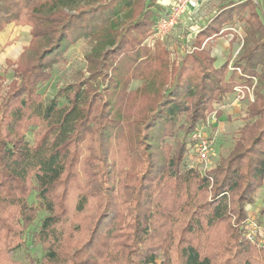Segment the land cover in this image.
<instances>
[{"label": "trees", "instance_id": "obj_1", "mask_svg": "<svg viewBox=\"0 0 264 264\" xmlns=\"http://www.w3.org/2000/svg\"><path fill=\"white\" fill-rule=\"evenodd\" d=\"M157 1L0 0V32L12 23L29 26L31 35L18 59L6 61L14 77L0 100V264H20L13 255L26 248L23 235L39 211L45 216L29 240L46 252L43 264H264V241L246 229V205L264 181V90L254 91L217 165L201 172L186 161L194 155L192 133L214 106L254 77L264 79V26L251 0L230 2L169 70L166 51L152 53L143 43L168 15ZM234 16L245 21L246 47L229 72L227 62L214 66L204 42ZM80 39L91 45L88 76L66 93L67 104L44 103L39 84ZM156 74L160 88L145 96L152 108L132 111L125 98L152 86ZM132 78L143 84L130 93ZM124 112L138 116L130 148L138 165L124 171L120 182L130 196L116 207L104 143L110 128L125 125ZM177 131L175 148L165 149ZM80 165L84 183L65 228ZM88 200L94 204L84 212Z\"/></svg>", "mask_w": 264, "mask_h": 264}, {"label": "rangeland", "instance_id": "obj_2", "mask_svg": "<svg viewBox=\"0 0 264 264\" xmlns=\"http://www.w3.org/2000/svg\"><path fill=\"white\" fill-rule=\"evenodd\" d=\"M181 1L184 2V7L181 8V11L177 15L168 33L152 42L147 41V39L150 38V34H148L143 42L152 53L155 51H166L169 70L174 65H177L185 51L190 49L192 38L199 29L210 22L223 6L230 2H239L242 0ZM251 1L255 6V11L258 14L260 22L264 26V6L262 0ZM157 2L165 9L160 12V14L164 15L163 12L170 13L171 9L178 3V0H158ZM240 16L244 18L247 16V12H241ZM241 18L234 16L231 23L225 26L226 28L223 26V29L217 36H212L204 42L206 47L210 49L211 55L215 58L214 66L218 67L224 62H227L229 72L233 69V64L240 58L246 47V24ZM9 25H7L8 28L5 30V42L0 47V100L7 89L8 83L14 77V66L8 65L6 61L10 60L11 62H15L22 51L27 48L31 39L29 26L15 25L12 23L10 26ZM223 30L225 31L222 32ZM256 37L257 40H261L260 35ZM263 37L264 35L262 38ZM90 50V42L86 39H80L68 48L61 61L50 68L49 78L39 84L37 91L44 103L54 100L58 105L67 104L68 99L66 93L72 90V86L75 83L88 76L86 55L90 53ZM235 69L239 71L238 68ZM257 69L259 70V67ZM158 79L159 76L156 74L152 86L147 87L144 92L140 91V93L131 94L130 97L125 98V101L131 104L129 108H132V111L143 107L141 110L148 112V110L152 108V100L150 97L147 98L145 96H150L153 90L157 91L160 88L162 79L160 77V82ZM95 84L97 85L98 83L95 81ZM142 84V79L132 78L128 84L127 92L133 93L134 91H139ZM98 86L101 88L102 84L99 83ZM256 89L261 91L264 90V79L254 77L251 85L242 87L241 92L234 89V91L226 97L223 104L214 106V110L207 115L206 123L196 128L202 131L208 139L212 140L213 151L205 161H199L189 152L186 157L187 162H190L192 165H197V169L201 172L210 169L220 162L236 140L237 130L240 125H242L243 113L248 104L253 101V93ZM125 110L124 107L123 111ZM122 115H126L121 121V123H125V125L122 126V128H110L109 139L105 140L104 143L111 165L113 199L116 202V207L121 205V202L128 199L130 196L129 190L123 187L120 182L124 176V171L138 165L137 155L130 153L136 130L131 120L134 119V115L135 117L137 115L136 112L133 115L128 113ZM179 136L180 131H177L173 137L166 138L164 140L166 144L165 149L168 147L169 151L173 150ZM25 139L29 143H32L34 139L33 131H28L25 134ZM86 150L85 145L81 146L82 155H85ZM77 172V182L73 185L67 199V217L64 222H62L65 228L70 227L74 220L79 187L84 183L81 165L78 166ZM29 201H34L33 194L29 197ZM93 204L94 201L88 200L84 206V212L91 210ZM263 206L264 181L261 186L254 191V202L246 205L248 220L254 223V227L259 233L261 241H264V215H259V210ZM44 216V211H39L37 213L35 220L23 235L26 248L19 249L14 253L13 258L20 264H43L42 258L46 252L40 245L32 243L29 238L30 234L37 230Z\"/></svg>", "mask_w": 264, "mask_h": 264}, {"label": "built area", "instance_id": "obj_3", "mask_svg": "<svg viewBox=\"0 0 264 264\" xmlns=\"http://www.w3.org/2000/svg\"><path fill=\"white\" fill-rule=\"evenodd\" d=\"M184 7V2L181 0H178V3L171 9L170 13L164 17H162L155 25V28L153 32L150 34V40L147 39V41H154L158 38L163 37L168 33V31L173 26L175 19L179 12L181 11V8ZM242 87H237L239 92H241ZM192 139L194 140V157L198 159L199 161H205L207 160L209 154L213 151V142L211 139H208L202 131H199V129H196L192 133ZM254 223L251 220L247 221L246 229H247V237H252V231L255 228Z\"/></svg>", "mask_w": 264, "mask_h": 264}, {"label": "crops", "instance_id": "obj_4", "mask_svg": "<svg viewBox=\"0 0 264 264\" xmlns=\"http://www.w3.org/2000/svg\"><path fill=\"white\" fill-rule=\"evenodd\" d=\"M11 25V24H10ZM9 25V26H10ZM8 28V26L4 29V31L0 32V47L4 44L5 40H4V36H5V30ZM5 58V57H3Z\"/></svg>", "mask_w": 264, "mask_h": 264}]
</instances>
